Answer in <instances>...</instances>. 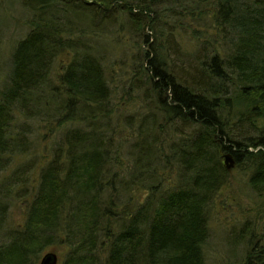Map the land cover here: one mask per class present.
Here are the masks:
<instances>
[{
  "label": "trees",
  "instance_id": "trees-1",
  "mask_svg": "<svg viewBox=\"0 0 264 264\" xmlns=\"http://www.w3.org/2000/svg\"><path fill=\"white\" fill-rule=\"evenodd\" d=\"M18 2L29 30L0 88V171L36 151L38 124L55 125L58 138L35 185L24 175L37 154L9 180L0 228L9 202L32 198L24 225L5 229L0 264H33L60 244L69 247L63 264H206L212 215L230 177L225 154L264 199V0ZM207 6L220 37L195 30L197 66L182 71L174 56L185 64L191 54L172 38L176 25L161 24L182 22L186 12L202 22L194 13ZM125 27L134 45H147H125L121 63L131 62L129 87L141 82L148 112L124 116L117 131L109 71ZM180 121L192 132L175 127ZM127 129L136 132L128 138ZM249 235L241 264H264V239Z\"/></svg>",
  "mask_w": 264,
  "mask_h": 264
},
{
  "label": "rangeland",
  "instance_id": "rangeland-1",
  "mask_svg": "<svg viewBox=\"0 0 264 264\" xmlns=\"http://www.w3.org/2000/svg\"><path fill=\"white\" fill-rule=\"evenodd\" d=\"M180 10H183V8L180 7ZM23 14L24 11L21 9L18 0H0V88H2L7 81L11 71V58L14 47L29 30L27 20L23 17ZM215 14L216 11L210 6H207L206 8L196 10L194 13L197 19L201 16L203 19L202 22L192 21V18L189 17L186 12L184 16L185 19L182 22H174L173 19L168 18L166 20L164 19L166 25L161 24V26L167 28V31L170 30L171 23L176 25V36H172V38L177 40V43L182 46L183 51H189L187 54H191L192 58L188 62L184 61L185 64L182 62L183 59L181 57L174 56V63H176L178 67H183L182 71L190 68L193 63L197 66L198 57L196 58L194 55L200 50V46L192 36L195 35V30L202 32L207 29L209 35L205 40H210L211 35L212 40L220 37V32L222 31L220 29L222 27L220 28L215 25ZM153 16H155V13H153ZM157 21L159 22L158 19ZM188 23L189 26L187 30L183 31ZM179 32H182V34H179ZM148 33L151 34L155 41L156 38L153 31L149 30ZM198 36L201 35L198 34ZM119 39L120 41L114 44L116 49L113 51V65L109 71L113 108L117 113L114 116L115 119L113 123H116L117 131H119V129L121 131V128H125L124 116L131 115V120H135V116L140 118L143 114L148 112L143 102L144 89H140V85H138L141 82L129 87V81L133 73L131 62L121 63V60L126 58L125 55L122 54L125 45H132L137 48H140L141 45L143 49H147V45L143 43L142 40L140 41V45H134L135 43H139V41L136 42L133 34H131L126 27L119 35ZM224 47L228 48L229 43H226ZM68 55V53H64L59 58L55 67V72L61 71L62 66L64 63L66 64L69 59ZM142 87L144 86L142 85ZM158 120L160 123L162 120L161 115H159ZM172 120L174 123L175 120ZM175 127H179V129H182L186 133H191L194 128L191 125L188 126L183 121L178 122ZM55 130V125L47 126L38 124L35 129L37 137L36 151L33 154L29 153L26 156L17 157L5 170L0 171L1 203L5 204L9 199V190L14 183L9 180L11 177L19 176L17 171L19 165L23 162L33 160V156L37 154L35 156V164H28L31 169L28 174L26 171L24 175V177L29 175L32 181L31 185L36 184L41 167L47 163L52 156L51 149L55 139L58 138V135H54ZM172 130L173 128H169L167 134L173 133ZM134 132L136 131L127 129L123 131L122 134L125 136L128 135L129 138V134ZM132 140L133 138H130V141ZM119 141H121V139H119ZM119 141L118 135H114L113 142L118 144ZM122 144H124L123 146L125 147L123 149L126 151L128 143L124 141ZM122 156L124 155L122 154ZM125 159L126 158H124V160ZM23 169H27V166H24ZM113 172L114 169H112V173ZM12 188H14V191H17V184L15 183ZM31 198L32 197L29 196L25 200L14 199L12 203L9 202L3 226L0 228V246L9 242V239L6 237L5 229H13V227H21L24 225L28 204ZM261 200L264 201V199H259L250 186L249 172H247L244 167H240L235 163L234 167L230 170L228 182L223 187L216 201L214 214L212 215L210 223L211 234L205 245L206 264H241L248 250L249 234L252 232L253 238H256L255 240L259 239V241H261L264 239V202ZM68 251V245L63 244L45 248V250L40 252L38 258H34L33 264H40L42 257L48 252L56 253L58 255V264H63Z\"/></svg>",
  "mask_w": 264,
  "mask_h": 264
},
{
  "label": "water",
  "instance_id": "water-1",
  "mask_svg": "<svg viewBox=\"0 0 264 264\" xmlns=\"http://www.w3.org/2000/svg\"><path fill=\"white\" fill-rule=\"evenodd\" d=\"M224 157L226 168L231 170L235 165L232 155L227 153ZM40 264H58V255L54 252H48L42 257Z\"/></svg>",
  "mask_w": 264,
  "mask_h": 264
},
{
  "label": "bare ground",
  "instance_id": "bare-ground-1",
  "mask_svg": "<svg viewBox=\"0 0 264 264\" xmlns=\"http://www.w3.org/2000/svg\"><path fill=\"white\" fill-rule=\"evenodd\" d=\"M224 162H225V160H224Z\"/></svg>",
  "mask_w": 264,
  "mask_h": 264
}]
</instances>
